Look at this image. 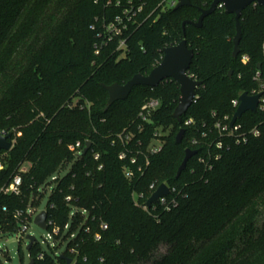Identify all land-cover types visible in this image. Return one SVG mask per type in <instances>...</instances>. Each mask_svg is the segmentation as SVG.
Instances as JSON below:
<instances>
[{
	"label": "trees",
	"instance_id": "16d2710c",
	"mask_svg": "<svg viewBox=\"0 0 264 264\" xmlns=\"http://www.w3.org/2000/svg\"><path fill=\"white\" fill-rule=\"evenodd\" d=\"M162 2L0 0V134L14 140L11 151H0V233L17 234L15 212L39 208L48 187V231L60 229L48 253L35 242L34 264H67L63 256L79 264H143L162 246L168 250L155 264H264V111L246 113L239 132L215 129L233 118V100L264 85V7L243 12L234 58V15L218 8L202 28L183 27L214 0H191L179 10ZM118 17L126 28L114 37L107 26ZM184 40L195 52L189 74L203 86L181 124L173 117L180 85L171 79L155 89L136 87L106 111L104 85L149 75L164 49ZM150 100L161 106L144 122L140 113ZM159 127L168 132L151 155ZM88 142L91 149L80 156ZM187 149L198 154L177 178ZM26 163L22 195L3 194ZM153 184L171 193L166 204L148 208Z\"/></svg>",
	"mask_w": 264,
	"mask_h": 264
},
{
	"label": "water",
	"instance_id": "95a60500",
	"mask_svg": "<svg viewBox=\"0 0 264 264\" xmlns=\"http://www.w3.org/2000/svg\"><path fill=\"white\" fill-rule=\"evenodd\" d=\"M178 4L175 7V10H179L185 7H191V0H177ZM251 6L264 7V0H214L209 9H200L201 16L197 22L186 21L183 24V27L186 25H192L196 28H202L204 20L210 15L214 14L218 8H223L226 14L234 15L236 20V36L234 38V52L233 57L237 58L240 54V43L243 36V29L241 24V18L243 12L246 11ZM164 55L161 63L156 66L149 75L138 74L134 76L128 83L125 85L113 84L111 86H103L109 94V100L106 106V111H108L115 103L120 101H125L129 98L132 91L136 87H148L155 89L161 83L166 80H173L180 85L181 97L179 104L176 107L173 117L180 124L182 123L183 117H185L192 105L194 104L197 96L198 90L203 86V83L194 79L189 74L190 67L193 63L195 57L194 50L188 47L186 40L182 41L176 46H171L165 48L163 51ZM261 68V66H259ZM230 77L233 75V71L229 73ZM261 95L251 96L248 93H244L239 98V106L234 114V117L231 122V128L248 112L257 113L258 107L260 104ZM186 130L182 129L177 137L176 143L182 145L185 138ZM92 143L88 142L87 146L81 156L86 155L91 149ZM14 147V141L12 140V133L8 135L0 134V151L9 152ZM198 154L197 151L187 149L185 152V159L182 162L178 173L177 178H180L181 175L186 171L189 162ZM171 193L170 188L166 184H162L158 190L151 196L147 201L146 206L151 208L153 205H157L160 200L164 197L169 196ZM48 213L47 211H42L38 214L34 220V224L40 229L47 231L48 230ZM27 240L29 242L28 250L30 251L34 246L37 239L28 235ZM66 260L67 264H79L74 263L73 259L62 257ZM29 264H34V261L31 260Z\"/></svg>",
	"mask_w": 264,
	"mask_h": 264
},
{
	"label": "built area",
	"instance_id": "2783aa9c",
	"mask_svg": "<svg viewBox=\"0 0 264 264\" xmlns=\"http://www.w3.org/2000/svg\"><path fill=\"white\" fill-rule=\"evenodd\" d=\"M162 1H163L162 4L165 3L168 6L167 8H175L178 4L177 0H162ZM140 11H141V9H140ZM122 25H123V21H122V19H120L118 17L114 22H112L111 24H109L107 26V30L114 37L121 36L122 30L126 28V27H122ZM124 46H125V43L123 42L121 44L120 48H123ZM97 54H99V51H97ZM247 61H248V58H244V62H247ZM258 78H259V76H258ZM263 92H264V85L262 86L260 91H258V92L255 91V92H252V94H250L251 96H255V95H259V94L262 96L260 99L259 107H258V110H261V111H264V93ZM197 98H198V96H197ZM197 98H196V100H197ZM196 100L194 103H196ZM232 104H233L234 108H236V110H237V108L240 104L239 99L233 100ZM160 106H161V103L159 100H150L149 102H147L142 107L140 117L143 119L144 122L149 121L150 117L153 115L154 112H156L160 108ZM214 115H216V114H214ZM232 119L233 118H230V116H225L222 120H219L216 123L215 129L218 130L221 135H225V134H228L231 132L232 133L239 132L241 129V126L235 124V126L233 128H231ZM192 123H193V120H189L186 122V125H191ZM1 134L6 136L10 133L3 132ZM254 134H255V136H259L258 131H254ZM161 135H162V132L155 133V139L152 140V143L150 144V147H149V152L151 155L158 154L162 150L163 144H162V141L159 139ZM130 140H131L130 137L127 136L126 141H130ZM154 141H158L160 144L157 145L154 143ZM244 141H246V140L244 139ZM217 146H218V148H222L223 143L219 142ZM80 147H81V144L78 143L75 146H70L69 149L72 152H76ZM79 154L81 156L83 153L80 152ZM126 158H127V155L125 153H122L120 155L121 160H124ZM96 159L99 160L100 156L96 155ZM131 162H132V164H137L138 158L133 157L131 159ZM149 165H150V161L148 158H146V167H148ZM101 168L102 167H100V169ZM2 170H3L2 158L0 157V171H2ZM26 171H28V170H22L21 169L20 173L14 176L11 183L2 189V193L5 195H9V196L20 197L22 195V185H23V177L21 174L26 173ZM138 171L143 172V168L139 167ZM126 176H127V178L132 179L134 177V172L129 170L127 172ZM55 180H57V177L53 178V181H55ZM159 187L160 186H156L155 184H153L150 187V190L152 191L151 196L158 190ZM151 196L148 198V200L151 198ZM166 198L167 197L162 198L160 200V203L163 205L166 204ZM71 200H72L71 197L67 198V201H71ZM35 210L38 211V208L36 209V208L30 207L26 212L16 211L14 214L15 219L19 223V229L17 230V234L20 235L23 239L27 240V236H28L27 232L30 228V225L34 222L36 216L38 215V212L37 213L34 212ZM3 211L7 212L8 209L4 208ZM47 224H48V229H49V226L52 225V223L48 222V220H47ZM106 228H107V226H104V229H106ZM66 229H68V227H66ZM59 233H60V229L57 227H55L52 232H49V238H50V240H53V245H52V247L50 246V248H54L56 246L55 236H58ZM0 235H6V233L1 232ZM72 237H74V236H72ZM97 240H100V236H97ZM72 253H75V250H72ZM44 256H45L44 254H40L39 259H43ZM84 261L86 262V259H84ZM74 263H78V262L76 260H74Z\"/></svg>",
	"mask_w": 264,
	"mask_h": 264
},
{
	"label": "rangeland",
	"instance_id": "374dc122",
	"mask_svg": "<svg viewBox=\"0 0 264 264\" xmlns=\"http://www.w3.org/2000/svg\"><path fill=\"white\" fill-rule=\"evenodd\" d=\"M157 132H168L163 128L159 127ZM155 144L159 145L158 141H154ZM4 168V164L2 163ZM30 165L25 164L22 170H29ZM27 172V171H26ZM44 189V188H42ZM45 198L41 201V206L38 208V212L41 213L46 209L49 196L51 195L50 187L46 188ZM264 223V209L263 215L259 219V226ZM27 235L34 236L38 243L41 245L42 251L48 253L50 251V246L53 245V240L49 238V231H45L40 229L38 226L34 224V222L30 225V228L27 232ZM29 242L26 239H23L18 234H6L0 235V264H29L31 262L30 251L28 250ZM168 247L162 246L160 250L154 255L151 261L143 264H155L158 260H160L163 255L167 252Z\"/></svg>",
	"mask_w": 264,
	"mask_h": 264
}]
</instances>
